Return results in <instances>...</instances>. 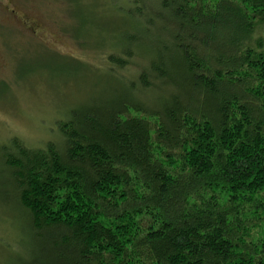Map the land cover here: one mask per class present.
Here are the masks:
<instances>
[{
    "label": "trees",
    "instance_id": "1",
    "mask_svg": "<svg viewBox=\"0 0 264 264\" xmlns=\"http://www.w3.org/2000/svg\"><path fill=\"white\" fill-rule=\"evenodd\" d=\"M114 2L104 89L0 145L15 264H264V0Z\"/></svg>",
    "mask_w": 264,
    "mask_h": 264
},
{
    "label": "rangeland",
    "instance_id": "2",
    "mask_svg": "<svg viewBox=\"0 0 264 264\" xmlns=\"http://www.w3.org/2000/svg\"><path fill=\"white\" fill-rule=\"evenodd\" d=\"M110 5L114 0L0 2V145L16 136L41 146L60 135L58 119L104 89L109 77L101 64L111 45L99 38V25L110 21ZM1 168L0 160V264H15L25 237L20 233L19 249L13 216L1 213Z\"/></svg>",
    "mask_w": 264,
    "mask_h": 264
},
{
    "label": "flooded vegetation",
    "instance_id": "3",
    "mask_svg": "<svg viewBox=\"0 0 264 264\" xmlns=\"http://www.w3.org/2000/svg\"><path fill=\"white\" fill-rule=\"evenodd\" d=\"M1 1H2V0H0V2H1ZM10 11L13 12V14H12L13 16H16V15L18 14L15 10L10 9ZM17 16H18V15H17ZM27 23H29V21H27ZM31 23L34 24L33 22H31ZM31 23H30V25H32ZM35 27H36V25L31 26V28H33V29H34Z\"/></svg>",
    "mask_w": 264,
    "mask_h": 264
}]
</instances>
